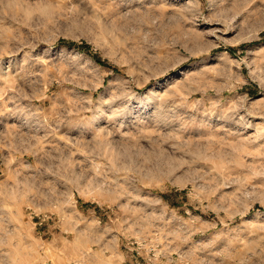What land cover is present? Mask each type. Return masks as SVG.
<instances>
[{
    "label": "rangeland",
    "instance_id": "rangeland-1",
    "mask_svg": "<svg viewBox=\"0 0 264 264\" xmlns=\"http://www.w3.org/2000/svg\"><path fill=\"white\" fill-rule=\"evenodd\" d=\"M0 264H264V0H0Z\"/></svg>",
    "mask_w": 264,
    "mask_h": 264
}]
</instances>
